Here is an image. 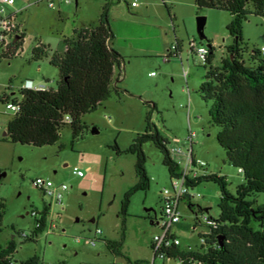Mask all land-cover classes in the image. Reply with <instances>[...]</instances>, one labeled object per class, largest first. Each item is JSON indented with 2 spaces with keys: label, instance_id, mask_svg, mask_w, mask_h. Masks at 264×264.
Masks as SVG:
<instances>
[{
  "label": "rangeland",
  "instance_id": "rangeland-1",
  "mask_svg": "<svg viewBox=\"0 0 264 264\" xmlns=\"http://www.w3.org/2000/svg\"><path fill=\"white\" fill-rule=\"evenodd\" d=\"M132 1L71 0L66 4L55 0V8H50L47 0H16L13 7L7 8L17 12V22L26 39L20 56L0 59V98L4 94L19 97L27 81H32L33 86L41 83L46 89H56L60 73L50 64V55L63 53L64 39L72 37L75 29L97 24L107 2L112 3V47L124 58L119 86L128 91L121 100L113 95L97 111L85 115L83 122L96 127L98 133L87 131L74 143L69 127L62 130L54 146L38 148L0 140V171L5 173L0 181V201L6 204L0 246L14 240L17 262L38 256L47 264H153L151 244L160 229L152 220L156 214L159 216L162 193L171 188L173 179L163 164V155L152 143L143 147L151 187L132 197L122 255H112L104 242L120 240L121 203L125 193L138 182L135 156H118L112 147L117 143L126 151L145 131L146 105L157 107L152 123L169 141V148L178 146L188 151L187 137L190 132L196 135L195 158L207 164L205 170L197 172L198 177L221 174L227 178L232 194L244 182L242 172L229 164L217 141L219 128L211 124L209 105L199 92L206 74L205 62L192 51L193 42L196 47L210 50V41L215 48L213 64L219 66L226 48L233 43L227 29L232 16L225 11L198 9L195 0H172L167 4L171 15L162 0H140L134 9ZM202 17L206 19V39H201L198 31V19ZM243 38L248 44V60L253 48L264 46V17L249 16ZM177 41L182 53L178 58L169 57ZM39 44L49 48V57L35 60L33 53ZM14 115L0 103V139ZM171 156L182 170L184 158ZM75 169L83 176H77ZM38 178L67 185L62 205L35 186ZM190 195L194 207L190 208L187 200L180 204L182 219L173 232L180 248L199 251L203 245L201 236L208 232L199 219L202 221V215L220 217V190L217 184L204 182L191 188ZM46 207L45 231L35 241L28 240ZM34 211L36 217L32 215ZM97 230L102 234L97 236ZM90 239L96 240L95 246L86 243ZM156 264L162 262L158 260Z\"/></svg>",
  "mask_w": 264,
  "mask_h": 264
},
{
  "label": "trees",
  "instance_id": "trees-1",
  "mask_svg": "<svg viewBox=\"0 0 264 264\" xmlns=\"http://www.w3.org/2000/svg\"><path fill=\"white\" fill-rule=\"evenodd\" d=\"M195 4L198 9L225 11L232 16L227 29L233 43L226 48L221 64L214 66L215 48L209 41L210 51L204 66L206 74L199 92L209 105L211 124L219 128L217 141L225 150L229 164L242 172L244 182L232 194L225 176L211 174L188 179L192 189L204 182L218 185L220 217L213 219L214 226H209V233L201 236L205 240L202 250L190 251L173 246L164 254L174 264H264V58L261 49L253 48L246 60L248 44L243 38L244 23L248 17H264V0H195ZM111 6V2L103 6L97 24L75 29L72 37L65 38L64 53L55 52L49 57V48L43 44L36 46L34 59L49 57L50 64L59 70L57 88H21L19 97L4 94L0 103L6 106L18 104L20 109L8 122L6 135L0 140L40 148L56 145L66 127L71 129L73 143L82 139L87 131L98 133L96 127L91 128L83 122V117L97 111L113 95L121 100L123 95L128 94L119 86L124 58L112 47ZM165 6L171 15L170 8L167 4ZM25 39V32H17L9 51L0 55V59L12 60L20 56ZM181 53L177 41L176 49L170 50L169 57L178 58ZM146 108L145 131L126 151H122L117 143L112 147L118 156L124 153L135 156L138 180L125 193L121 203L120 240L104 241L114 256L122 255L132 197L139 191H149L151 187L144 145L152 143L161 152L170 178L182 175L180 166L170 154L169 141L152 123V114L157 107L146 105ZM3 177L5 173L0 171V181ZM186 200L193 209L191 195ZM5 213L6 204L0 201V228ZM47 216L46 207L37 220L40 227L32 232L28 240L35 241L45 231ZM16 251L14 240L4 247L0 246V264H47L41 262L38 256L17 262L14 259ZM154 258L156 264L158 257ZM129 264L139 263L129 261Z\"/></svg>",
  "mask_w": 264,
  "mask_h": 264
},
{
  "label": "built area",
  "instance_id": "built-area-1",
  "mask_svg": "<svg viewBox=\"0 0 264 264\" xmlns=\"http://www.w3.org/2000/svg\"><path fill=\"white\" fill-rule=\"evenodd\" d=\"M50 8H55V0H47ZM61 3H70L71 0H57ZM164 4L170 3L172 0H162ZM16 3V0H0V55L7 53L9 51V47L13 40L16 37L17 32L20 31V25L17 22V12H9L7 10L8 7H13ZM140 5V0H134L131 3V7L137 8ZM176 49V46L172 47V50ZM192 51H194L201 60L204 62L207 60L209 51L206 47H196L195 42L192 44ZM261 52L264 58V47L261 48ZM22 88L25 89H33V90H44L46 89L44 86L36 88L33 86L32 81H27ZM9 110L17 113L20 109L18 104H10L7 105ZM67 121L70 122V118L67 117ZM194 133H189L187 137V141L190 145V150L185 151L183 147L178 146H170L169 151L171 155H176L178 157L184 158L182 175L177 178H174L172 181V186L170 189H166L162 193L161 197V212L162 217L158 221V227L160 232L153 238L152 240V251L154 253V257H158V260L162 262V264H174L171 260L166 258L164 254L165 251L169 250L173 246L179 247L181 245L179 239L175 237L173 234V228L178 225L182 219V215L180 212V204L187 199L190 195V186L188 184V179L198 178L197 172L199 170H205L207 164L195 158L194 155ZM176 143H180L176 140ZM75 174L79 177L83 176V172L77 169L74 170ZM35 186L46 196L50 197L53 202L58 205L63 204L65 193L68 191L67 185H55L51 180H44L42 178H38L35 181ZM33 216H37V212H32ZM203 221L208 222L209 226H214L213 220H210L207 216L202 215ZM38 220V219H37ZM40 227L38 221L36 222V228ZM97 236L101 235L102 232L97 230ZM202 244L205 243L204 239H201ZM87 244L92 246L96 245L95 239H90L86 241ZM155 259V258H154ZM155 262V260H154ZM153 262V264H154ZM181 264V262L175 263Z\"/></svg>",
  "mask_w": 264,
  "mask_h": 264
},
{
  "label": "crops",
  "instance_id": "crops-1",
  "mask_svg": "<svg viewBox=\"0 0 264 264\" xmlns=\"http://www.w3.org/2000/svg\"><path fill=\"white\" fill-rule=\"evenodd\" d=\"M99 15H101V14H99ZM21 29V28H20ZM21 31H22V29H21ZM214 44H212V46H213ZM114 47V46H113ZM214 47V46H213ZM264 47V46H263ZM115 49H117V48H115ZM65 50H66V48H64V50H63V53L65 52ZM117 75H119V73L117 72ZM121 79H122V77H121ZM120 79V80H121ZM36 88H38V87H41V83H40V85L39 86H35ZM15 93H13V95H14ZM5 134V133H4ZM211 173H213V172H211ZM218 175H221V174H218ZM191 201H192V197H191ZM200 209V208H199ZM208 208H205L204 210H201V211H205V212H208ZM206 216V215H205ZM207 217L210 219V220H213V218L212 217H210V216H208L207 215ZM197 218L199 219V216L197 215ZM201 220L202 221H200V219H199V222H200V224L201 223H204L205 225H206V227H208V232H207V234L209 233V225H208V222H205V221H203V218L201 217ZM152 224L153 225H158V222H156L155 220L153 221L152 220ZM177 226V225H176ZM173 234L175 235V233L173 232ZM175 237H176V235H175ZM182 249V248H181ZM184 250V249H183Z\"/></svg>",
  "mask_w": 264,
  "mask_h": 264
},
{
  "label": "water",
  "instance_id": "water-1",
  "mask_svg": "<svg viewBox=\"0 0 264 264\" xmlns=\"http://www.w3.org/2000/svg\"><path fill=\"white\" fill-rule=\"evenodd\" d=\"M205 25H206V19L205 18H199L198 19V31H199V34H200V37L201 39H205V34H204V28H205ZM6 134H4L5 136ZM151 211V210H149ZM156 214V212H155Z\"/></svg>",
  "mask_w": 264,
  "mask_h": 264
},
{
  "label": "flooded vegetation",
  "instance_id": "flooded-vegetation-1",
  "mask_svg": "<svg viewBox=\"0 0 264 264\" xmlns=\"http://www.w3.org/2000/svg\"><path fill=\"white\" fill-rule=\"evenodd\" d=\"M161 217H162V212H160L159 216H157L156 214L155 221L158 222L161 219Z\"/></svg>",
  "mask_w": 264,
  "mask_h": 264
}]
</instances>
